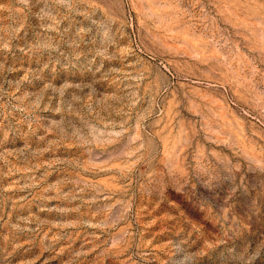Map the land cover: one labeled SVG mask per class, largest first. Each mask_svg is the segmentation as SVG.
Masks as SVG:
<instances>
[{
  "label": "clouds",
  "instance_id": "obj_1",
  "mask_svg": "<svg viewBox=\"0 0 264 264\" xmlns=\"http://www.w3.org/2000/svg\"><path fill=\"white\" fill-rule=\"evenodd\" d=\"M174 7L164 0H0V15L6 13L4 19L15 25L0 27L4 56L0 75L6 79L8 72L20 71L18 54L20 63L25 58L28 62L23 77L9 82L7 89L0 84V133L5 140L11 134L23 141L19 151L4 153L3 166L8 168L4 175L17 171L11 157L30 163L45 151L78 150L75 159L51 162L71 173L55 184L41 185L35 175L29 177L31 183L0 184V228L7 230L0 231L5 242L0 245V264H35L16 254L36 245L41 253L56 251L62 240L71 241L65 246L71 250L68 264H264V136L247 151L233 141L232 151L222 156L199 153L194 162L179 152L160 156L153 109L167 110L169 97L173 107L183 104L201 116L206 107L188 91L177 99L179 76L171 82L150 78L151 62L166 60L169 53L197 58L190 49L169 48L164 42L165 21ZM191 7L199 9L189 17L193 26L212 33L207 44L220 34L231 42L232 58L243 57L249 88L232 102L238 110L247 107L264 126V89L251 83L257 78L264 83V0H194ZM218 28L222 32L217 33ZM77 77L90 83H71ZM102 82L107 87L98 92L94 85L103 87ZM26 83L36 90L22 91ZM83 87L90 91L85 93ZM69 88L80 90L68 92ZM66 92L72 103L65 100ZM57 96L61 103L51 111L59 116L43 115ZM194 128L190 123L189 130ZM38 130L47 147L34 150L32 137ZM40 166L24 171L34 174ZM113 169L111 181L120 185L118 189L84 176ZM13 188L36 192L28 193L32 200L13 198L8 195ZM33 200L40 201L36 213L30 208ZM53 200L65 206H48ZM169 201L179 207L169 208ZM25 205L29 214L14 222L12 214ZM156 205L167 213L159 223L152 217ZM82 207L88 211L69 223L50 224L39 216V212L66 216ZM53 228L57 231L49 236ZM65 228L84 232L85 244L91 247L72 248L75 236ZM63 251L61 247L57 254Z\"/></svg>",
  "mask_w": 264,
  "mask_h": 264
},
{
  "label": "rangeland",
  "instance_id": "obj_2",
  "mask_svg": "<svg viewBox=\"0 0 264 264\" xmlns=\"http://www.w3.org/2000/svg\"><path fill=\"white\" fill-rule=\"evenodd\" d=\"M164 2L175 5L169 11L168 18L165 21L167 29L162 33L164 42L169 48L179 49L181 51L190 49L197 58L175 57L172 53H169V57L166 60L157 59L151 62V66L148 69L149 73H151L150 78L160 77L166 82H171L175 81L179 76L181 93L177 99H181L183 92L188 91L195 96L197 102L206 107L204 108V115L201 116L196 112L188 111L184 108L183 104L179 107H173L172 98L169 97L167 110L162 112L160 108L153 109L155 128L158 132L155 139L158 144L160 156L166 157L167 155L179 152L181 156H186L194 162L195 157L199 153H203L205 156L210 154L222 156L226 152L232 151L231 145L233 141H236L241 150H249L254 146L255 141H259L260 137L264 136V126L260 125L258 119H253L254 114L250 115L247 107L238 110L236 104L232 102L233 99L245 95L246 90L249 88V73L248 69L244 67L243 57L237 56L236 59H233L231 55V42L226 43L220 34L215 36L212 44L206 43L211 38L212 33H206L200 25L194 27L193 21L189 19L190 16L199 13L198 8L194 9L191 7L194 0H164ZM148 14L150 15L151 13L149 12ZM5 15L7 14L0 15V27H14L13 20L4 19ZM135 15V12H133V23L138 27L140 21L135 18ZM33 23L35 24L37 21L33 20ZM61 27H64V25H61ZM229 27L232 26L229 25ZM129 30H131V27ZM232 30L243 31V29L236 27H233ZM216 31L220 33L222 29L218 28ZM217 50L219 54H217ZM240 51L244 56L248 55L243 48H240ZM256 55H259V53H256ZM129 59L131 60V57ZM3 60L4 56L0 54V62ZM203 60H206L207 63H201ZM13 63V58L9 54L7 66H11ZM16 67L20 71L8 72L6 79L5 76L0 75V84H3L4 88L7 89L9 87V82H13L24 76L23 69L28 67L27 59L25 58V61L20 63L18 54ZM210 69H215V71H211ZM183 77L190 78L185 80ZM71 83L83 86L90 83V80L85 77H77ZM102 83L103 87L94 85L98 92H103L107 87V82ZM251 83L258 90L264 89V83H259V78L253 80ZM189 85L190 88L188 87ZM23 90L31 92L36 89L34 88V84L26 83L22 86ZM79 90V88H69L68 92H79ZM83 91L87 93L90 89L83 87ZM68 92L64 93V98L68 103H72V97L68 95ZM141 95H144V93L141 92ZM146 99L148 98L146 97ZM60 103V97H55L43 115L59 116V113L52 112L51 108L53 106H59ZM139 106L137 105V107ZM190 123L195 124V128L191 131L189 130ZM42 134V130H38L36 136L32 137V148L34 150L38 145L40 147H47L39 139ZM186 140L187 143H185ZM0 141H2V144H0V184L5 187H10L13 181L16 180H19L21 185L31 183L29 177L32 175H35L40 180L41 185L55 184L71 173L70 171L64 170L63 166L51 162L57 158L75 159L78 151L74 147L60 148L56 152L45 151L39 159L31 160L30 163L24 157H11L17 171H14L11 175H4L8 171V168L3 166L5 159L4 153L19 151L23 145V141L19 137L13 138L11 134L5 140L3 133H0ZM110 147L116 146L113 145ZM34 164L41 165L36 169L34 174L24 171L26 167H31ZM114 173L115 169L98 174L85 172L84 176L89 180L93 178L103 179L109 187L118 189L120 185L118 183L113 184L111 181ZM21 177L24 178L21 179ZM29 192L35 194L36 189L17 191L13 188L8 195L13 196V198H18L28 196ZM28 199L32 200L33 198L32 196H28ZM39 203L40 201L33 200L30 206L32 213L38 212L37 205ZM47 203L50 207L58 205L65 206L64 202L56 200L48 201ZM68 206L71 207L72 205ZM168 207L178 208L179 206L169 201ZM161 208L162 205H156L154 206L155 210L152 212V217L156 219L157 223H159L160 218L167 214L161 211ZM87 211L88 209L86 207H82L79 213L69 212L66 216L57 212H39V216L41 219L50 221V224L69 223L76 220L80 213ZM28 214L29 205H25L24 208L14 212L11 218L16 222L20 216H26ZM8 218L5 216V219ZM48 226H45V231H47ZM30 227L35 228L36 225L32 224ZM0 231L6 232L7 230L0 228ZM55 231L57 230L53 228V231L49 232V236ZM64 231L75 236V242L72 243V248L78 249L81 245H84L85 249L91 247V245L85 244V233L79 229L65 228ZM45 243H48V241H45ZM67 243H71V241L62 240L59 244L55 245L56 251L50 250L43 253H41L39 245H36L27 252L23 249L19 250L16 256L18 259L34 260L35 264H68L71 250L65 247ZM3 244L5 242L0 240V245ZM25 247L28 246L26 245ZM61 247H64L65 251L57 254ZM8 250L11 251V248L9 247ZM89 255L93 258L95 257V253H90ZM105 264H109V262L105 261Z\"/></svg>",
  "mask_w": 264,
  "mask_h": 264
}]
</instances>
